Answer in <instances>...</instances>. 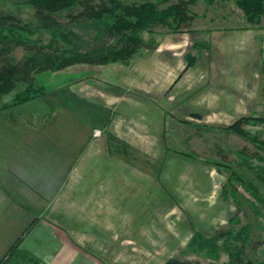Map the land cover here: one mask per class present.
<instances>
[{"label":"crops","instance_id":"obj_1","mask_svg":"<svg viewBox=\"0 0 264 264\" xmlns=\"http://www.w3.org/2000/svg\"><path fill=\"white\" fill-rule=\"evenodd\" d=\"M203 18L168 31L129 63L76 64L82 72L40 98L49 114L39 122L0 111V261L22 237L6 264H164L196 231L214 235L219 227L208 208L197 223L195 206H184L183 218L173 210L171 202L183 195L193 205L201 197L196 190L172 192L166 201L161 177L146 173L138 181L152 186H127L134 166L108 158L115 151L109 135L150 154L164 142L166 114L238 119L240 98L254 101L250 89L259 86L254 73L261 58L256 30L226 25L225 16L219 26L198 25ZM240 52L248 59L245 77ZM189 54L195 62L187 68ZM132 92L156 99V107ZM148 111L162 120L154 132L146 126ZM116 198L127 201L124 221Z\"/></svg>","mask_w":264,"mask_h":264},{"label":"rangeland","instance_id":"obj_2","mask_svg":"<svg viewBox=\"0 0 264 264\" xmlns=\"http://www.w3.org/2000/svg\"><path fill=\"white\" fill-rule=\"evenodd\" d=\"M24 1L26 0H0V9L13 10L25 23H29L33 29L30 40L38 45L52 43L53 47L71 46L83 52L102 44L113 45L118 41L117 37L108 35L101 25L97 27L84 18L72 22L68 12L58 14L61 26L43 29L34 16L32 7L11 5V3H23ZM93 1L99 3L101 0ZM120 1L128 4L151 1L159 8H165L178 0ZM189 7L196 13V17H204L197 21L200 26H219L224 22L221 17L225 16L228 17L227 23L224 22L226 25L240 26V28L251 27L256 30L261 58L254 74H259V86L256 87V92L250 89V93H256L254 101H244L240 98V120L247 119L240 121L241 132L227 127L237 120L235 118L200 119V117H192L186 120H173L169 114H166L164 142H159V146L150 154L142 153L136 148L122 151L121 146L116 143L115 151L107 157L117 161L118 164L122 163L120 160H124L134 166L128 168L129 176H133L134 179L133 182L129 179L132 184H126L127 186H146V183L152 186L148 180L143 183L138 181V178L147 174L152 178L161 177L166 201L168 196H172V192L186 194L189 189L196 190L201 197L196 199V203L192 202L193 205L190 203L193 199L189 197L185 199L184 195L179 196L178 200L174 198V202H171V205L175 206L174 212L176 211L183 218L186 212V210L183 211L184 206L189 205L188 207L191 208L195 206L200 212L195 214L198 217L197 223L200 219L208 217L205 212L208 208V211L212 212L213 223H216L219 229L228 230L227 234L222 236L220 243L223 246L229 243L228 245L232 248L233 244L237 245L240 260L244 262L238 264H264V15L259 21H252L234 1L216 0L208 3L205 0H199ZM80 10L82 6L75 5V13ZM211 17H213V22H210ZM190 27H192L191 23L184 28L189 29ZM168 31V28L159 25L142 30L139 35L146 42L156 45ZM25 52L23 47H18L12 53L16 59H20ZM71 66L58 71L35 72L29 78L17 81L9 93L0 94V110L3 106L11 105L16 95L22 94L32 81L35 86L43 85L48 91L62 84L61 81L69 74H74L72 76L75 77L77 73L82 72L77 70L79 65ZM182 70L175 76L171 86ZM247 72V56L240 52V74L245 77ZM245 90L247 91L248 88L245 87ZM132 95L138 100H147L149 108L156 107V99L152 101L151 98L135 92H132ZM11 110L18 118L29 119L32 122H39L49 114V109L43 105L40 98H33ZM146 117V126L153 132L157 124H162V120L157 122L151 111L146 113ZM255 137L257 141L254 140ZM118 146L119 150H117ZM192 194L195 192L193 191ZM115 203L119 206L118 209L124 212L121 214V219L124 221L127 217L125 214V209L128 207L127 201L116 198ZM221 222L225 224L220 225ZM214 230L216 231V228ZM238 233L240 241H235L234 238ZM202 236L207 238L204 234ZM213 250H217L216 256L212 253ZM233 252L232 254H235V251ZM210 253L213 256L209 257ZM229 256V252H226L224 248H210L204 244L202 247L198 245L195 249L190 248L189 245L182 247L178 258L216 264H236L229 261Z\"/></svg>","mask_w":264,"mask_h":264},{"label":"trees","instance_id":"obj_3","mask_svg":"<svg viewBox=\"0 0 264 264\" xmlns=\"http://www.w3.org/2000/svg\"><path fill=\"white\" fill-rule=\"evenodd\" d=\"M199 0H178L165 8L151 1L142 3H123L120 0H101L95 3L93 0H26L23 3H11V5L21 7L28 5L34 9V16L38 19L43 29H51L61 26L58 21V14L68 12L71 21L84 18L93 25H100L106 29L107 34L118 38L116 44H102L89 50L80 52L75 47H53L52 43L38 45L30 40L33 29L29 23L17 16L13 10L0 9V94L9 93L16 85L17 81L29 78L32 73L39 71H58L77 63L103 64L111 62L129 63L131 58L142 48L155 49V44L146 42L139 32L151 29L155 26H164L172 32L185 30L195 18L196 13L189 5ZM213 3L216 0H205ZM234 1L239 6L247 18L259 21L264 15V0H224ZM80 4L82 10L75 13V5ZM99 25V26H98ZM70 44L69 41H67ZM65 42V43H67ZM23 47L26 52L20 59H16L12 53L16 48ZM195 57L188 55L187 68L193 65ZM186 68V69H187ZM47 93L45 86L34 85L33 81L22 94H17L11 105L3 106L0 111H9L20 104L26 103L33 98H41ZM13 117V116H12ZM197 117H201L197 115ZM242 120H247L246 118ZM237 119L233 124L227 126L230 129L241 132L240 121ZM110 142L121 146L122 151L128 149V145L122 143L113 135H109ZM255 141L258 139L255 137ZM119 146L117 150H119ZM29 229V228H28ZM228 230L218 229L211 237L204 238L200 232H195L189 247L195 249L198 245L204 244L210 248H221L229 252V261L238 264L242 262L239 256V249L236 244L233 248L229 243L221 244L222 236ZM235 241H240V234H236ZM19 238L5 254L0 264H6L13 253L18 250ZM219 241V242H217ZM233 251H235V254ZM216 256L217 250H213ZM209 257L213 256L208 254ZM219 259V258H214ZM233 259V260H232ZM164 264H216L213 262H202L200 260H180L174 257Z\"/></svg>","mask_w":264,"mask_h":264}]
</instances>
